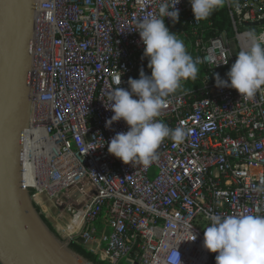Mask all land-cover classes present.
<instances>
[{"label": "built area", "instance_id": "2783aa9c", "mask_svg": "<svg viewBox=\"0 0 264 264\" xmlns=\"http://www.w3.org/2000/svg\"><path fill=\"white\" fill-rule=\"evenodd\" d=\"M220 1H34L20 184L104 264H264V0Z\"/></svg>", "mask_w": 264, "mask_h": 264}, {"label": "water", "instance_id": "95a60500", "mask_svg": "<svg viewBox=\"0 0 264 264\" xmlns=\"http://www.w3.org/2000/svg\"><path fill=\"white\" fill-rule=\"evenodd\" d=\"M35 0H0V264H92L43 221L21 187ZM246 23L245 28L263 26Z\"/></svg>", "mask_w": 264, "mask_h": 264}, {"label": "trees", "instance_id": "16d2710c", "mask_svg": "<svg viewBox=\"0 0 264 264\" xmlns=\"http://www.w3.org/2000/svg\"><path fill=\"white\" fill-rule=\"evenodd\" d=\"M228 10L227 8L223 5H218L217 7H214L211 11V13H208V15H206L203 18V24H207V23H211V27L208 28V30H206L208 33H212L216 30L222 32V31H226L228 36H232V32H231V23H230V18L228 15ZM184 62H180V68L181 70H183L181 68V65ZM185 71V70H184ZM37 211L41 214L40 216L42 217L43 221L47 224V226L51 229V231L56 234V232L52 229V227L50 226V224L47 222V220L44 218V216H42V213L40 211V209L38 207H36ZM71 251H73L74 253L78 254L79 256H81L82 258H84L85 260H87L88 262L92 263V264H104L101 261H98L93 254H89L88 252H86L83 248H81L80 245L76 244V243H68V247Z\"/></svg>", "mask_w": 264, "mask_h": 264}, {"label": "rangeland", "instance_id": "374dc122", "mask_svg": "<svg viewBox=\"0 0 264 264\" xmlns=\"http://www.w3.org/2000/svg\"><path fill=\"white\" fill-rule=\"evenodd\" d=\"M218 1L220 2V5L223 6V3H222L220 0H218ZM229 46L231 47V49H232L234 55H236L238 52H237V47H236L235 42H231ZM66 191H67V190H63V191L60 193L59 196H60V197L65 196V194L67 193ZM63 239H64V238H63ZM121 264H126V263H125V262H122Z\"/></svg>", "mask_w": 264, "mask_h": 264}, {"label": "bare ground", "instance_id": "6f19581e", "mask_svg": "<svg viewBox=\"0 0 264 264\" xmlns=\"http://www.w3.org/2000/svg\"><path fill=\"white\" fill-rule=\"evenodd\" d=\"M33 200L37 203V204H40L43 200H44V197L40 196V195H35Z\"/></svg>", "mask_w": 264, "mask_h": 264}]
</instances>
